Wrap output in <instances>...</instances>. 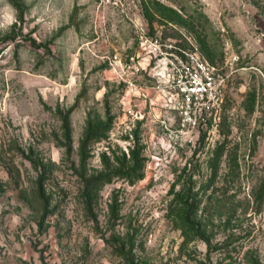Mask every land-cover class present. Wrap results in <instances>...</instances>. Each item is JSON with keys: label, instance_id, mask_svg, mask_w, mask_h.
Listing matches in <instances>:
<instances>
[{"label": "rangeland", "instance_id": "1", "mask_svg": "<svg viewBox=\"0 0 264 264\" xmlns=\"http://www.w3.org/2000/svg\"><path fill=\"white\" fill-rule=\"evenodd\" d=\"M143 32L225 77L191 139L122 115ZM0 264H264V0H0Z\"/></svg>", "mask_w": 264, "mask_h": 264}, {"label": "built area", "instance_id": "2", "mask_svg": "<svg viewBox=\"0 0 264 264\" xmlns=\"http://www.w3.org/2000/svg\"><path fill=\"white\" fill-rule=\"evenodd\" d=\"M138 42L135 52L104 56L117 82L125 86L128 105L122 115L141 119L146 105L153 109L159 104L162 110L175 111L174 131L191 139L221 109L225 77L199 53L173 40L143 32ZM145 74L153 80H143Z\"/></svg>", "mask_w": 264, "mask_h": 264}, {"label": "crops", "instance_id": "3", "mask_svg": "<svg viewBox=\"0 0 264 264\" xmlns=\"http://www.w3.org/2000/svg\"><path fill=\"white\" fill-rule=\"evenodd\" d=\"M135 49H136V48H135ZM105 66H106V67H105V68H106L105 70H107V69H108V70H112V69H110V68L108 67L107 64H106Z\"/></svg>", "mask_w": 264, "mask_h": 264}, {"label": "trees", "instance_id": "4", "mask_svg": "<svg viewBox=\"0 0 264 264\" xmlns=\"http://www.w3.org/2000/svg\"><path fill=\"white\" fill-rule=\"evenodd\" d=\"M207 61H208V60H207ZM209 62H210V61H209ZM222 107H223V104H222ZM222 107H221V109H222ZM221 109H220V110H221ZM209 123H210V122H208V123H206V124H204V125H208ZM204 125H202V126H204Z\"/></svg>", "mask_w": 264, "mask_h": 264}]
</instances>
